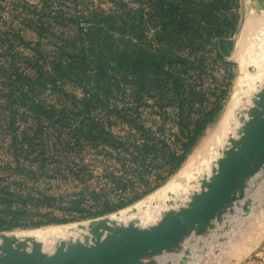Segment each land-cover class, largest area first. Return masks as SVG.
<instances>
[{
    "label": "rangeland",
    "instance_id": "obj_1",
    "mask_svg": "<svg viewBox=\"0 0 264 264\" xmlns=\"http://www.w3.org/2000/svg\"><path fill=\"white\" fill-rule=\"evenodd\" d=\"M263 91L264 0H0V235L30 253L25 232L97 222L38 241L51 257L102 221L103 241L161 225L240 149ZM90 120L109 135L76 144ZM40 134L46 163L21 142ZM232 196L140 264H264V159Z\"/></svg>",
    "mask_w": 264,
    "mask_h": 264
},
{
    "label": "water",
    "instance_id": "obj_2",
    "mask_svg": "<svg viewBox=\"0 0 264 264\" xmlns=\"http://www.w3.org/2000/svg\"><path fill=\"white\" fill-rule=\"evenodd\" d=\"M260 108L250 122L246 136L239 150H233L221 163L216 177L206 183L207 191L183 209L179 215L170 214L162 224L152 229L131 227L124 229L121 236L111 235L101 239L99 228H107L106 221L99 223L92 231L97 235L96 244L84 243L65 246L62 244L58 253L51 257L42 252V244L34 242L33 251L18 252L13 245L18 242H4L0 249L6 255L0 258V264H140L145 255H157L180 241L193 229L199 233L209 225L210 219L220 214L228 201L233 199V192L240 180L248 175L264 159V91L261 94Z\"/></svg>",
    "mask_w": 264,
    "mask_h": 264
},
{
    "label": "bare ground",
    "instance_id": "obj_3",
    "mask_svg": "<svg viewBox=\"0 0 264 264\" xmlns=\"http://www.w3.org/2000/svg\"><path fill=\"white\" fill-rule=\"evenodd\" d=\"M237 106H238V104H237ZM233 109H234V107H233ZM231 121H234V120H231ZM230 122H229V124H230ZM236 126H238V125H236ZM232 128L234 129V126ZM237 128H239V126L235 128L236 131H237ZM236 131L235 132L233 131L234 132L233 135L236 133ZM238 132H239V129H238ZM227 135H229V134H227ZM96 223L97 222H94L93 221V222H88V223L87 222L86 223L84 222L82 224H75V225L63 226V227H60V228H56V227L55 228L54 227L53 228L51 227V228H48V229L45 228V229H42V230L40 229V230L35 231V232L32 231V233L29 231L30 233H27L26 234V232H25V236H21V237H24V238L25 237H30V238H33V239L35 238L36 240L38 239V241H40V242L43 243V245H44V251L46 253H51L52 251H54V248H53L54 242L59 243L60 241L65 240V239H72V238L76 237L78 234L82 237V239L84 238V241L87 240L90 230L93 229L92 227L94 225H96ZM107 232H108V230H107ZM22 234H23V232L21 234H18V235H22ZM14 237L16 238V236L13 233H11V235H7V234L4 235V233H3V235H0V245L3 244L6 241H8V242L11 243V240H12V242H13V238ZM14 240H16V239H14ZM17 240H20L19 237H18ZM22 240H23V238H22ZM52 240H54L53 243L51 242Z\"/></svg>",
    "mask_w": 264,
    "mask_h": 264
},
{
    "label": "trees",
    "instance_id": "obj_4",
    "mask_svg": "<svg viewBox=\"0 0 264 264\" xmlns=\"http://www.w3.org/2000/svg\"><path fill=\"white\" fill-rule=\"evenodd\" d=\"M173 5H174L173 3H170V5H169L171 12H174L173 11ZM96 131H101L103 136L109 135V133L105 131V127H103L102 129H99L98 128V122L90 120V121H88V123L85 124V127L79 128L78 130L75 131V134L72 137L73 141L76 144L80 145L84 138L88 139L89 137H96L97 136ZM40 135L41 136L39 137V139L37 137L34 138L32 136H29V135H23L21 142L23 144H27L28 146H35L36 150H35V156L33 158H35L38 161V158H37V156H38L39 159L45 161V163H46V161L48 159H53L54 157H48L47 156V149H46V146L44 144L45 139L43 140L42 134H40ZM35 139L37 140L36 142L34 141ZM191 139H193V137ZM64 142H65V140H64ZM13 151L16 153L15 150H13ZM44 198H45L44 200H47V201L51 200V198H47V197H44ZM0 199L2 200V202L7 201L6 197H2ZM4 211H6V210H4ZM63 221H67V220L63 219ZM4 223L5 222L3 220L2 221L0 220V226L1 227L4 225ZM10 227H8V228H10Z\"/></svg>",
    "mask_w": 264,
    "mask_h": 264
}]
</instances>
